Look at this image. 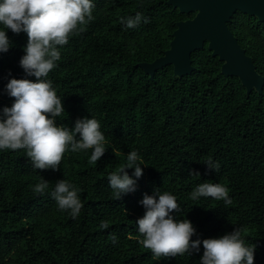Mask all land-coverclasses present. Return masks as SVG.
Instances as JSON below:
<instances>
[{
  "label": "trees",
  "instance_id": "16d2710c",
  "mask_svg": "<svg viewBox=\"0 0 264 264\" xmlns=\"http://www.w3.org/2000/svg\"><path fill=\"white\" fill-rule=\"evenodd\" d=\"M166 1L93 0V19L59 47L61 59L47 77L65 110L57 125L73 129L78 119H97L106 152L92 164V150L69 151L53 171L35 169L24 149L0 150V264H200L202 244L191 256L156 259L139 242L140 201L155 189L177 198L181 211L171 215L192 223L193 241L238 228L256 246L254 264H264V86L261 94L247 96L238 78L220 73L222 63L207 42L191 53L190 75L174 77L169 66L151 81L137 66L161 58L177 22L195 15ZM137 12L149 22L131 29L120 22ZM227 25L264 76V23L236 12ZM7 36L11 47L0 53V110L14 103L6 88L11 79L36 82L20 66L27 34L7 30ZM131 151L141 158L143 175L136 179L127 169L136 191L118 200L108 176ZM209 159L219 163L218 171L207 169ZM42 178L48 189L34 193ZM62 179L80 189L84 207L75 219L51 196ZM203 182L228 187L232 203L191 199Z\"/></svg>",
  "mask_w": 264,
  "mask_h": 264
},
{
  "label": "clouds",
  "instance_id": "9594fccd",
  "mask_svg": "<svg viewBox=\"0 0 264 264\" xmlns=\"http://www.w3.org/2000/svg\"><path fill=\"white\" fill-rule=\"evenodd\" d=\"M93 0H2L0 2V53L7 52L11 41L7 30L19 35L27 34L25 55L20 66L36 82L29 79H11L7 84L8 95L14 99L11 107L0 110V150H26L32 166L38 170L58 171L64 155L71 152L92 150L89 163L98 162L105 154V136L100 122L95 119H78L73 129L57 125L56 118L65 113L62 100L50 80L49 73L61 59L59 47L78 35L93 19ZM127 28H135L148 19L137 12L134 17L121 18ZM51 117V118H49ZM77 134L79 139H77ZM141 158L136 151L127 155V163L108 176L109 186L116 199L136 191V179L143 175ZM209 171H218L219 163L211 159L205 164ZM127 169H134L133 179ZM190 175L200 177L198 171ZM49 182L43 178L33 188L34 193L44 194ZM80 189L62 179L55 183L51 192L58 208L69 211L75 219L84 207L78 193ZM200 197L224 201L230 205L229 189L223 184L203 182L191 193V199ZM140 204L145 213L136 221L140 243L151 251L156 259H165L199 252L203 245L200 264H254L256 246L246 243L241 229L221 238L192 240L196 229L187 220H177L171 213L180 212L181 206L171 193L155 189L145 194ZM107 228L106 222L101 223ZM113 244L118 238L112 234Z\"/></svg>",
  "mask_w": 264,
  "mask_h": 264
},
{
  "label": "water",
  "instance_id": "95a60500",
  "mask_svg": "<svg viewBox=\"0 0 264 264\" xmlns=\"http://www.w3.org/2000/svg\"><path fill=\"white\" fill-rule=\"evenodd\" d=\"M167 5L181 14L195 13L193 18L179 21L172 33L169 48L151 64H139L152 81L157 71L171 66L174 77L190 75L193 71L191 53L203 47L222 63L220 73L236 77L248 96L253 90L262 93L264 76L256 71L253 60L241 47L228 23L236 12L255 17L264 23V0H167Z\"/></svg>",
  "mask_w": 264,
  "mask_h": 264
}]
</instances>
